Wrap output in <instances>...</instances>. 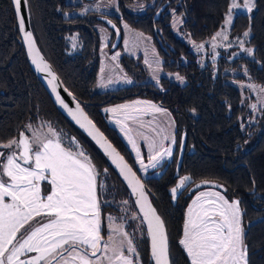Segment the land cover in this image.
I'll return each mask as SVG.
<instances>
[{
	"label": "trees",
	"instance_id": "trees-1",
	"mask_svg": "<svg viewBox=\"0 0 264 264\" xmlns=\"http://www.w3.org/2000/svg\"><path fill=\"white\" fill-rule=\"evenodd\" d=\"M133 1L119 0V3L124 6ZM165 2H168L165 10L154 20L157 10ZM28 5L32 30L42 53L137 173L128 148L117 129L108 124L101 107L143 96L169 107L176 115L177 149L173 160L158 176L143 178L138 173L165 222L171 263L191 264L180 244L185 209L197 190L214 186L229 198L239 201L245 226L247 264H264V113L261 123L243 125L240 119L244 112L241 91L221 76H214L211 68L199 67L193 59L185 64L181 62V53L192 58L193 55L172 30L169 12L175 6H178L177 11H184L182 28L194 40L203 41L222 26L230 0H155L142 15L125 11L122 17L111 15L110 21L121 33V40L114 49L121 46L120 21L125 18L135 28L153 36L158 44L157 36L162 40L165 48L159 44V50L165 56L164 67L182 72L187 83L181 86L164 79L163 89L145 83L110 91L94 90L101 44L100 32L93 27L99 22L98 15L94 12L72 14L81 4L67 0H28ZM245 30L249 31L247 43L253 47L254 56H241L231 65L238 66L242 61L248 66L251 78L264 86V0H255L252 15H236L232 34ZM112 37L116 39V30H113ZM73 38L78 44L76 51H71ZM27 124L41 125L47 130L50 125L60 134L64 146L71 147L73 151L77 150L75 142L79 144L98 173L102 239L108 234V214L116 215L119 211L117 205L107 203L109 193L112 194L109 200H122L125 205L126 230L138 254V260L134 257L136 264H153L145 226L127 187L97 146L52 102L30 67L11 0H0V144L20 138L21 133L27 136ZM11 151L5 149L4 156ZM183 173L188 174L191 180L174 200L170 189Z\"/></svg>",
	"mask_w": 264,
	"mask_h": 264
},
{
	"label": "snow or ice",
	"instance_id": "snow-or-ice-1",
	"mask_svg": "<svg viewBox=\"0 0 264 264\" xmlns=\"http://www.w3.org/2000/svg\"><path fill=\"white\" fill-rule=\"evenodd\" d=\"M13 2L19 30L23 33L31 53L34 40L32 33L25 31V17L21 14V5L23 3L26 6L27 0ZM244 6L249 11L254 7L252 0H245ZM96 7L98 9L100 5ZM237 7L239 5L234 2L230 5L226 24H231V13ZM108 23L116 28L112 21L109 20ZM124 27L127 29L129 26L124 24ZM243 35L247 37L249 31H245ZM221 37L227 40L223 30L212 37L213 48L216 39ZM240 44L243 48V41H240ZM203 47V44L196 45L197 51ZM243 51L251 55L254 50L246 48ZM118 56L119 53H116L112 60H117ZM33 63L37 64L39 71L51 75L49 65L37 63L35 57ZM103 71L102 68L101 72ZM176 78L183 81V77L179 75ZM55 80L56 77L52 75V79L48 81L49 84H53L54 92ZM247 87L258 89L264 94V86L248 84ZM56 99L96 140L106 154L112 157V163L119 168L133 194L138 196L136 203L143 213V220L147 222L151 254L155 264H169L164 222L148 201L144 186L136 172L88 119L79 103L73 109L65 103L59 93ZM139 105L144 107H138ZM251 107L256 109L255 104ZM121 110L126 113L125 120L117 123L121 124V131L135 150L136 162L140 169L144 171L148 168L155 169L163 160L172 157V145L176 144V139L174 135L166 134L167 128L159 125L153 127L150 121L147 126L155 135L149 136L139 129L134 130L125 122L131 121L139 125V128H143L145 123L141 119L142 116L150 112L170 116L166 109L150 101L139 100L105 109L106 112L112 113ZM169 127H174V121H169ZM133 133L135 137L147 142L149 152L147 165ZM165 140H170L171 144L165 146ZM72 141L74 142V138ZM13 146L22 149L19 155L11 151L5 157L4 153L0 152V157L6 160V163L0 164V264H103L104 260H107L108 264H136L132 255H125V244L129 254L136 253V248L122 226H114L112 231L120 233L124 239L117 241L114 235H109L106 242L102 239L97 194L98 173L91 160L78 146L76 151L71 147H65L60 134L50 125L46 134L34 131L31 140L21 133L18 140L13 139L0 144V148L3 149H13ZM180 147H183V140ZM5 175L9 178L7 181L4 179ZM189 180L190 176L180 178L178 185L170 190L173 199H176L178 189L183 188ZM41 181H48L51 185V191L46 196L42 195ZM219 187L222 188L223 185ZM5 197H10V202H6ZM241 216L238 200L230 202L224 194L216 191L200 192L188 208L184 238L180 240V244L184 246L191 259V264H247V246L244 244ZM37 217H47V220L32 226L26 235L22 233V229H27ZM109 252L112 255H107ZM29 253L36 255L26 259L20 258ZM97 253L101 255L98 256ZM136 256L138 260V254Z\"/></svg>",
	"mask_w": 264,
	"mask_h": 264
},
{
	"label": "rangeland",
	"instance_id": "rangeland-1",
	"mask_svg": "<svg viewBox=\"0 0 264 264\" xmlns=\"http://www.w3.org/2000/svg\"><path fill=\"white\" fill-rule=\"evenodd\" d=\"M67 2L73 4H77V3L81 4L80 7H76L71 12L72 14L87 15L89 12H94L99 17V22L93 25V27L98 32H100L101 35V44L98 50V54L100 58L99 69L97 73V82L94 86L95 91H110L119 88L131 87L134 86L135 84H145V83H152L158 88L163 89L164 79H167L170 82H175L181 86H184L187 83V78L182 72L178 70L176 71L168 70L164 67L165 56L163 55L162 52H160L159 44L157 43L156 40H154L153 36L144 33L138 28H135L125 18H122L120 21V28L122 31L121 46H119L116 49H114L113 47L116 39H113L112 37V32L113 30H115V28H113L112 25L108 23L111 15L122 17L124 11L131 14L142 15L147 11L148 6H151L155 2V0H134L133 2L127 3L124 6L120 5L119 0H67ZM233 2L239 5V7L233 10L231 13L232 15L231 24L225 23L227 16L229 14V9H230L229 6V9L225 15L224 22L217 31L220 32L223 30L224 33L227 35V40H224L222 37L217 38L215 41V48H213L212 37H214L217 32L212 37L207 38L206 40L203 41L194 40L191 37L190 33L182 28V23L185 17L184 15L185 13L184 11L181 12L177 11L176 9H178V6H175L169 10L172 18L171 26H172V30L177 35V37L180 38V40L185 44L187 49H189L193 55L192 58L188 56V54L181 53L180 54L181 62L185 64L193 59L199 67L211 68L214 76H221L225 82L239 89L242 94V105L244 107V112L241 114L240 119L243 120L244 123L243 125H254L261 123L263 119L264 94H262L258 89L254 90L247 87V85L248 84H255L258 86L261 85L251 78L248 72V66L245 63L241 61L238 63V66H234L231 65V62H233L234 60H236L241 56H245L247 58H253L254 56L253 53L249 55L243 51V49L246 48L253 49V47L247 43V37L243 35V33L247 30L240 31L238 34H232V27L237 14L240 13L248 14V15L253 14L255 10V0H252V4L254 5V7L251 8V11H249L248 8L244 6L245 0H230V5ZM96 5H100V7L97 9ZM85 9H87V11H85ZM124 24H127L129 27L126 29L124 27ZM138 34H142V35H138ZM240 41H243V48L241 47ZM199 44H203L204 47L201 50L197 51L196 45ZM77 49H78L77 40L73 38L71 51H76ZM116 53H119L117 60H112V57L116 55ZM169 57L173 58L172 56ZM146 60L148 61V63H145ZM102 68L104 69L103 73L101 72ZM177 75L183 77L182 82L181 80H178L176 78ZM133 98H135L134 99L135 101L137 100L150 101L158 106L163 107L168 111V113H170V116H163L162 114L150 112L148 115L142 116L141 119L145 123V127L143 128H139V125L133 124L131 121H125L131 127H133L134 130L139 129V131L149 136L155 135L153 132H151V129L147 126L148 122L150 121L152 122L153 127H155L156 125H159L160 127H165L167 128L166 134L175 136L176 144L172 145L173 147L172 157L163 160L161 164H159L155 169L148 168L147 171H144L140 169V165L136 162L135 150L132 148L131 144L128 143V138L121 131V124L117 123V121L125 120L126 113L123 110L118 111L116 113L105 111V109L112 108L116 105L130 103L132 101H130V99H127L123 101L108 103L101 107V112L106 117V120L109 125L113 126L112 123H114L119 127V132L118 131L117 132L120 135L126 147L128 148L129 153L132 156L133 161L136 165L139 175L143 178L150 175L158 176L163 171V168L167 166V163L173 160L174 151L177 149L176 131L178 130V120L174 112L169 107L163 106L158 101L143 96H137ZM253 104L256 105V109H253L251 107V105ZM138 107H144V105H139ZM169 121H174V127H169ZM28 125L31 124H27L25 126V130L29 133L28 135L30 136V138H32L34 131L42 134H46L48 131L47 129H44L41 125H31L32 126L31 128L27 127ZM133 135L134 138H136L137 145L140 148L141 154L144 158V162L147 165L148 155H149L147 142L141 138L135 137V133H133ZM16 139L18 140L19 138ZM75 144L78 146L80 151H83L79 147L78 143L75 142ZM164 144L165 146H169L171 144V141L165 140ZM4 150L5 149H2L0 150V152H3ZM21 150L22 149L20 148H15V146H13L12 149V151H15L17 153V155H19ZM184 176H188V174L183 173L182 175H180L173 187H176L179 183L180 178ZM189 182L190 180L185 183L183 188L178 189L177 196L182 192V190L186 188ZM212 191L220 192L225 195L223 190L214 186H205L197 190L186 206L185 221L187 219L188 208L192 204V201L195 199V197L200 192H212ZM97 194H98V187H97ZM111 195H109V193L107 194V203H112L117 205L119 211L116 215L108 214L107 217L108 234L107 237L105 238V241H108L109 235H114L115 239L119 241L121 239H124V237L120 233H113L112 228L114 226L120 225L122 226L123 231L127 232L126 230L127 218L125 216L126 211L124 207L125 205L122 202V200H118V201L112 199L109 200V197ZM226 198L230 202L233 200H238L237 198H229L228 196H226ZM185 221H184V225H185ZM241 225L243 228V239H244L245 226L242 216H241ZM183 238H184V228H183L182 239ZM126 248L127 245L125 244V252H127ZM136 254L137 252L130 255H132L134 259V257L137 258ZM189 260L191 263L190 257ZM247 261H248V254H247Z\"/></svg>",
	"mask_w": 264,
	"mask_h": 264
},
{
	"label": "water",
	"instance_id": "water-1",
	"mask_svg": "<svg viewBox=\"0 0 264 264\" xmlns=\"http://www.w3.org/2000/svg\"><path fill=\"white\" fill-rule=\"evenodd\" d=\"M162 0H160L161 2ZM12 2V5H13V8H14V2L13 0H11ZM168 2H165L163 3L159 9L157 10L156 14H155V17H154V20H157L161 13L165 10L166 8V5H167ZM14 12H15V16H16V22H17V28L19 30V27H18V18H17V12L14 8ZM21 14L24 15L25 17V31H30L32 33V37H33V40H34V45H33V50L32 52L30 53L29 52V45L28 43L25 41L24 37H23V33L19 30V34H20V39H21V42L24 46V49H25V52H26V55H27V59H28V62L30 64V67L32 69V71L34 72V74L36 75V77L38 78L39 82L42 84V86L44 87V89L46 90V92L48 93V95L50 96L52 102L59 108V110L79 129L83 132V134L85 136H87L96 146L97 148L100 150V152L104 155V157L107 159V161L109 162V164L112 166V168L115 170L116 174L118 175V177L121 179V181L124 183V185L127 187L129 193H130V196L133 200V203L136 207V210L145 226V229H146V233H147V236L149 238V250H150V254H151V240H150V237L148 235V231H147V222L143 220V213L140 211V206L136 203L137 199H138V196L133 194L132 192V189L131 187L129 186L128 182L124 179V176L120 173V170L119 168L112 163V157H110L108 154H106V152L104 151V149L96 142L95 139H93L92 136H90L88 134V132L82 128L77 122L75 119H73V117L69 114V112L67 111V109H65L56 99V95L57 93H59L60 97L65 101V103H67L69 105L70 108H73L75 109V105L77 103L80 104V106L83 108V111L84 113L87 115L88 119H90L96 126L97 129H99L100 132H102L104 134V137H106L107 141L110 142L112 144L113 147H115V149L117 150V152L124 157V160L127 162V164L129 166H131L132 170L134 172L135 169L132 167V165L128 162V160L125 158V156L119 151V149L110 141V139L105 135V133L99 128V126L92 120V118L89 116V114L87 113V111L85 110V108L83 107L82 103L74 96V94L65 86V84L63 83V81L61 80V78L59 77V75L57 74L56 70L54 69V67L52 66V64L46 59L45 55L42 53L38 43H37V40L35 38V35L33 33V30H32V25H31V19H30V12H29V5H28V0H27V5L25 6L23 3L21 5ZM117 29L118 28H115L116 30V41L113 45V47H116L120 40H121V33L120 31L117 33ZM156 30H157V27H155V34L157 36V33H156ZM158 38V42L160 44V46L162 48H165V46L163 45L162 43V40L157 36ZM35 57L37 63H46L47 65L50 66V71H51V75H49L48 72H41L38 70L37 68V64L36 63H33V58ZM52 75H54L56 77V80L53 82L56 86V91L54 92L52 90L53 88V84H49L48 81L50 79H52ZM136 175L137 177L140 179L141 183L143 184L144 186V191L146 192V195H147V199L148 201L150 202L151 206L156 210V213L157 215L160 216V218L162 219V221L164 222L163 218L161 217V215L159 214V212L157 211L156 207L154 206L152 200H151V197H150V194L149 192L147 191L146 187H145V184L142 180V178L138 175V173L136 172ZM164 227H165V230H166V235H167V241H168V256H169V264H172L171 263V258H170V247H169V238H168V233H167V228H166V225H165V222H164ZM151 259H152V262L153 264H155V260L154 258L152 257V254H151Z\"/></svg>",
	"mask_w": 264,
	"mask_h": 264
},
{
	"label": "crops",
	"instance_id": "crops-1",
	"mask_svg": "<svg viewBox=\"0 0 264 264\" xmlns=\"http://www.w3.org/2000/svg\"><path fill=\"white\" fill-rule=\"evenodd\" d=\"M135 98L133 99H130V101H135L134 100ZM112 125L117 129V131L119 132V127L112 123ZM121 134V132H120ZM27 137L31 140L30 136L27 135ZM1 161L0 163L3 164V163H6V160L3 158H1ZM4 179L5 181H7L9 178L5 175L4 176ZM41 184V189H42V195L46 196L50 191H51V185L50 183H48V181H41L40 182ZM5 200L6 202H10L11 198L10 197H5ZM47 220V217H37L35 221L32 222V224L30 226L27 227V229H22V233H24L25 235L27 234V231H29L31 229L32 226H35L36 224L38 223H43V222H46ZM183 236V235H182ZM182 239V237H181ZM103 241H105V239H103ZM106 242V241H105ZM183 246V245H182ZM184 247V246H183ZM185 252L187 253L186 249L184 248ZM32 255H36L35 253H29V254H26V255H22L20 258L21 259H26L27 257H30ZM98 256L101 255V253H97ZM107 255H112L111 252L107 253ZM125 255H130L128 252H125ZM188 255V254H187ZM103 264H108V261L107 260H104Z\"/></svg>",
	"mask_w": 264,
	"mask_h": 264
}]
</instances>
